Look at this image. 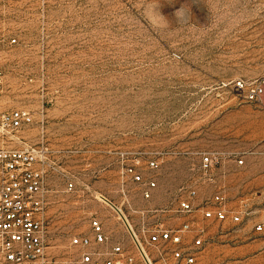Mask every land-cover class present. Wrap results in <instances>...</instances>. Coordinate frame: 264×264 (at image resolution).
Listing matches in <instances>:
<instances>
[{
	"label": "rangeland",
	"instance_id": "obj_1",
	"mask_svg": "<svg viewBox=\"0 0 264 264\" xmlns=\"http://www.w3.org/2000/svg\"><path fill=\"white\" fill-rule=\"evenodd\" d=\"M0 70V113L30 110L24 141L53 151L58 264L117 244L123 264H147L108 201L153 264L178 248L197 264H264V0H0ZM192 190L195 210L180 214ZM217 194L240 221L203 218ZM99 218L107 242L74 244ZM184 222L203 227L200 247L195 231L147 242L144 231Z\"/></svg>",
	"mask_w": 264,
	"mask_h": 264
},
{
	"label": "built area",
	"instance_id": "obj_2",
	"mask_svg": "<svg viewBox=\"0 0 264 264\" xmlns=\"http://www.w3.org/2000/svg\"><path fill=\"white\" fill-rule=\"evenodd\" d=\"M12 38L10 43H15ZM5 88V74L0 70V93ZM34 115L28 109L17 108L0 113V264H58V258L51 251L47 211L50 204V172L56 170L51 158L53 151L44 142L33 145L24 141L22 132L34 123ZM152 165H155L153 162ZM213 158L206 155L202 168L209 170ZM140 180V176H137ZM155 186V183H151ZM73 190V183L69 184ZM150 197V192H146ZM196 191L179 202L178 212L189 214L195 210L193 199ZM214 207L204 208V219L238 222L241 213L230 211L225 206V197L217 194ZM93 234L80 235L73 243L84 248L104 244L108 236L98 219L91 222ZM258 230H262L258 226ZM147 231V230H146ZM146 240L151 245L171 242L180 245L187 232L195 231L194 247L202 245V226L197 228L191 222H184L175 228L159 224L154 231H148ZM126 257L122 246L107 251L87 249L81 254L83 264H123ZM165 264H197V253L191 248H178L172 257H163ZM132 261V258H128Z\"/></svg>",
	"mask_w": 264,
	"mask_h": 264
},
{
	"label": "water",
	"instance_id": "obj_3",
	"mask_svg": "<svg viewBox=\"0 0 264 264\" xmlns=\"http://www.w3.org/2000/svg\"><path fill=\"white\" fill-rule=\"evenodd\" d=\"M108 202H109V203L111 204V206H112V207L118 212V214H120L121 218L124 220V222H125L126 225L128 226L129 231H130V233L132 234L133 238L136 239V238H135V234H134L133 230L131 229V227H130V225H129L127 219H126V217H125L124 214L122 213V211H121V210H120L115 204H113L112 202H110V201H108ZM137 245H138V247H139V249H140L141 254L143 255L144 259L146 260L147 264H150V262H149L147 256L144 254V252H143V250L141 249V247H140L138 241H137Z\"/></svg>",
	"mask_w": 264,
	"mask_h": 264
},
{
	"label": "bare ground",
	"instance_id": "obj_4",
	"mask_svg": "<svg viewBox=\"0 0 264 264\" xmlns=\"http://www.w3.org/2000/svg\"><path fill=\"white\" fill-rule=\"evenodd\" d=\"M123 213V212H122ZM124 214V213H123ZM119 216H120V214H119ZM125 216V215H124ZM121 217V216H120ZM126 217V216H125ZM127 219V218H126ZM124 221V220H123ZM127 221H128V219H127ZM125 223V222H124ZM128 223H129V225H130V227H131V229L133 230V227H132V225L130 224V222L128 221ZM125 226H126V228L129 230V228H128V226L126 225V223H125ZM133 232H134V230H133ZM134 234H135V241H136V243H137V241H138V243H139V245H140V247H141V249L143 250V252H144V254L147 256V258H148V260H149V262H150V264H153L152 263V260H151V258H150V256H149V253H148V251H146V249H145V247L142 245V243L139 241V239H138V237H137V234L134 232Z\"/></svg>",
	"mask_w": 264,
	"mask_h": 264
},
{
	"label": "clouds",
	"instance_id": "obj_5",
	"mask_svg": "<svg viewBox=\"0 0 264 264\" xmlns=\"http://www.w3.org/2000/svg\"><path fill=\"white\" fill-rule=\"evenodd\" d=\"M175 15H176L177 19L180 20V19L184 18L187 15V13L185 12V10L183 9V6H182L180 9H178L176 11Z\"/></svg>",
	"mask_w": 264,
	"mask_h": 264
},
{
	"label": "crops",
	"instance_id": "obj_6",
	"mask_svg": "<svg viewBox=\"0 0 264 264\" xmlns=\"http://www.w3.org/2000/svg\"><path fill=\"white\" fill-rule=\"evenodd\" d=\"M119 208V207H118ZM100 222H101V224H102V227H103V230H104V232L106 233V231H105V226H106V222H105V220H102V219H98ZM104 221V222H103ZM105 223V224H104ZM118 245V244H117ZM117 245H114V246H117ZM114 246H111V248L112 247H114Z\"/></svg>",
	"mask_w": 264,
	"mask_h": 264
}]
</instances>
